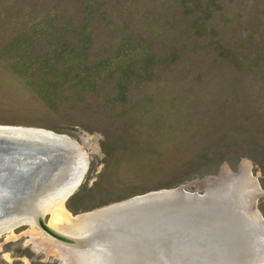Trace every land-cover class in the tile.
<instances>
[{
    "label": "rangeland",
    "instance_id": "374dc122",
    "mask_svg": "<svg viewBox=\"0 0 264 264\" xmlns=\"http://www.w3.org/2000/svg\"><path fill=\"white\" fill-rule=\"evenodd\" d=\"M1 126L65 136L84 161L74 191L41 214L58 233L75 238L54 210L69 226L245 176L263 222L264 0H0ZM26 215L0 221V264H75Z\"/></svg>",
    "mask_w": 264,
    "mask_h": 264
},
{
    "label": "water",
    "instance_id": "95a60500",
    "mask_svg": "<svg viewBox=\"0 0 264 264\" xmlns=\"http://www.w3.org/2000/svg\"><path fill=\"white\" fill-rule=\"evenodd\" d=\"M77 156L65 136L43 129L1 126L0 221L33 214L35 224L59 240L61 251L75 264H82L79 254L86 250L89 260L100 255L105 264H238V255L245 254L248 243L249 253L255 250L252 237L244 231L261 233V223L255 221L253 226L238 216L228 204L237 194L226 187L215 189L221 183L202 195L177 187L135 196L89 212L88 222L105 212L114 215L108 223L87 227L82 236L55 232L43 224L39 204L63 189L71 188L69 196L78 186L85 167L77 165ZM232 175L225 182L229 183ZM254 199L246 198L245 203L250 204L249 211L257 213ZM218 207L221 211L215 212ZM235 220L241 222L239 232L229 225Z\"/></svg>",
    "mask_w": 264,
    "mask_h": 264
},
{
    "label": "bare ground",
    "instance_id": "6f19581e",
    "mask_svg": "<svg viewBox=\"0 0 264 264\" xmlns=\"http://www.w3.org/2000/svg\"><path fill=\"white\" fill-rule=\"evenodd\" d=\"M3 128V127H2ZM78 157H80V155H78L74 160L76 161L77 160V158ZM84 164V162L83 161H81L80 160V167H85V165H83ZM78 165V164H77ZM246 178H248V177H246L245 176V178H243L242 177V179H240L239 180V182H236L235 184H236V186L235 185H232V182H231V184H229V185H226V186H223V185H217L216 186V188L215 189H217V187H219V189L220 188H224V187H226V188H230L231 190H233L237 195H235L234 196V201L232 202H229L228 204L230 205V206H232V207H235V208H233L234 209V211L236 212V214L238 215V216H240V217H245L246 219H248L250 222H252V224H253V226H254V224H256V222H258V223H261V230H263L261 233L259 232V230H255L256 232H257V234H250L249 232H247V231H244L245 233H246V235H247V237L249 236V237H252V239H251V244L253 245V247L255 248V250L253 249V252L252 253H249V251H248V245H249V243H248V245H247V248H246V251L244 252L245 254H241V255H238V261H237V263L238 264H259V263H257V262H261V261H263L264 260V258H261V256H264V255H261V254H259L258 255V253H259V247H261L262 245H263V232H264V223L262 222V220H261V218L259 217V215H254L253 214V212H251V211H249V212H244V206H243V204L245 203V201H246V196L247 195H249V194H251L253 191H254V188H253V185L252 184H250V182H249V180H247ZM234 183V182H233ZM71 189V188H70ZM70 189L68 190V189H63V190H60L61 192L60 193H57L54 197H52L50 200H48L47 202H45V201H43L42 203H41V205L39 206V214H40V216H41V214H43L44 212H46V211H49L50 209H49V207H51V204H55L57 201H59L60 200V202L61 201H63L64 200V198L67 196V192L68 191H70ZM212 188H210V190H211ZM217 192V191H216ZM218 193V192H217ZM222 193V192H221ZM254 194V193H253ZM223 203H225V202H223ZM118 205V204H117ZM34 210H36V209H33L32 211H34ZM214 211L215 212H217V211H221L220 210V208L218 207V208H216V209H214ZM54 213H53V215H52V217H53V222H57V226H61L63 229H65V230H70V231H73V234H74V236L75 237H78L79 235L80 236H82L83 235V233H84V231L83 230H86L87 229V227H89L90 229L91 228H93V227H96V226H98V225H100V224H98V223H96V225H94V221L95 220H99V219H102V218H104V223H108V222H110V220L111 219H109L111 216H113V215H111V211H109V212H105V213H103V215L101 216H99L98 218H95V220H93L92 219V221H90V222H88V219H90L91 217V214L92 213H89V214H84L83 216H80V217H78V219L76 220V221H68V222H70L69 223V226H67L66 224H65V222H61V221H57V220H59V218H58V213L57 214H55V210L53 211ZM251 215L255 218V220H254V218L253 217H251ZM27 216V218L24 220V221H29V222H32V220H33V214H27L26 215ZM109 219V220H108ZM256 221V222H255ZM20 222V221H19ZM16 223H18V222H16ZM16 223H14V224H16ZM232 223V224H231ZM229 225H230V227L231 228H236L237 230H238V228H240L241 226L240 225H238V223H241V222H239L238 220H235V221H233V222H231ZM13 224V225H14ZM234 224V225H233ZM233 225V226H232ZM11 227V226H10ZM9 228V227H8ZM56 232V231H55ZM105 232H106V230H104V234H105ZM238 232H239V230H238ZM251 235V236H250ZM253 235V236H252ZM67 236V235H66ZM241 236H243L242 234H240V238H242V239H244L243 237H241ZM256 236V237H255ZM70 237V236H69ZM72 237V236H71ZM240 241V240H239ZM237 242V244L238 243H240V244H243L242 242ZM245 244V243H244ZM243 244V245H244ZM246 245V244H245ZM89 251L88 250H86V251H82V252H80V258H81V262L82 263H84V264H105L106 263V261H102V260H104V258H101V256L100 255H98L99 257H97L96 255H94V257L93 258H91V260H89V258H86V255L84 254V253H88ZM240 252V251H239ZM257 259H259V260H257ZM85 261V262H84Z\"/></svg>",
    "mask_w": 264,
    "mask_h": 264
}]
</instances>
